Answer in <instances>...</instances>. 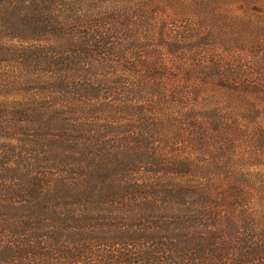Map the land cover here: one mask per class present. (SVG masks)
Segmentation results:
<instances>
[{
	"label": "trees",
	"instance_id": "1",
	"mask_svg": "<svg viewBox=\"0 0 264 264\" xmlns=\"http://www.w3.org/2000/svg\"><path fill=\"white\" fill-rule=\"evenodd\" d=\"M0 264H264V0H0Z\"/></svg>",
	"mask_w": 264,
	"mask_h": 264
}]
</instances>
